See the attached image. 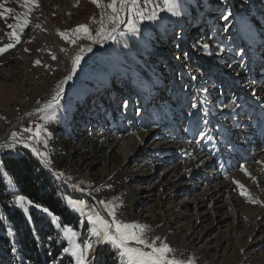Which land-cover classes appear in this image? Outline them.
Segmentation results:
<instances>
[{"label":"rangeland","instance_id":"obj_1","mask_svg":"<svg viewBox=\"0 0 264 264\" xmlns=\"http://www.w3.org/2000/svg\"><path fill=\"white\" fill-rule=\"evenodd\" d=\"M184 1L179 0L180 8L190 3ZM37 3L28 5L29 24L22 33L16 29L20 42L15 43L8 25L19 23L14 17L23 19L27 7L24 0H0V12L13 10L0 16V47L15 43L0 54V137L26 110L54 96L70 75L72 54L106 42L94 43L80 34L73 44L60 33L75 39L72 30L87 25L95 36L102 18L112 27L110 10L92 0ZM209 4L211 10L203 18L208 22L198 29L193 25L202 19L198 10L206 1L189 13L183 30L173 20H161L170 14L166 11H160L156 21L139 23L137 34L123 24V34L90 58L74 92L53 117L42 120L43 113H30L16 133L20 141L45 153L46 166L39 157L41 162L34 159L65 203L69 198L82 201L106 219L111 217L101 201L115 205L118 220L147 226L145 238L159 237L176 250L178 259L236 264L248 256L250 264H258L259 259L264 262V249L255 256L235 238L241 234L243 243L264 233V0ZM225 10L233 13L229 21L221 19ZM236 17L247 22L244 28ZM173 35L188 38L175 53ZM168 44L171 50H166ZM37 125L44 128L41 143L25 131ZM201 132L208 138L200 140ZM22 152L28 151L0 149V175L3 158ZM4 179L7 189L0 193V208L6 203L21 209L14 203L20 195L15 185ZM236 182L258 202L240 195ZM70 210L76 242L82 248L94 245L85 252L86 264H125L116 249L93 234L83 216ZM180 212L185 215L179 218ZM166 219H173L170 228ZM193 230L203 234L200 244L187 237ZM58 235L71 247L63 228ZM235 251L237 255L227 259L226 254ZM12 254L11 264H20ZM54 264H78V259L63 250Z\"/></svg>","mask_w":264,"mask_h":264},{"label":"snow or ice","instance_id":"obj_2","mask_svg":"<svg viewBox=\"0 0 264 264\" xmlns=\"http://www.w3.org/2000/svg\"><path fill=\"white\" fill-rule=\"evenodd\" d=\"M92 3L96 4L97 7L110 10L107 19L112 27L107 28L102 18L101 28L97 31L95 36L92 35L87 25H79L76 29L72 30V35L76 37L75 39L70 38L68 33H60V35L70 43L75 44L78 39L82 38L80 34H83V37L92 40L94 43H101L108 40L115 41V34H123L119 32V26L122 24L126 23L128 32L137 34L139 32V23L145 20L156 21L159 19L160 11L169 12L173 16H179L181 14L179 0H110L107 4L102 3V0H92ZM24 5L27 7V11L23 14V19L21 16H15L14 19L19 21V23L8 25L9 28L13 29L10 36L15 38V43L20 42V35L16 29L18 28L19 32L22 33L24 28L29 24L28 16L32 8L28 7V5L38 6V3L37 0H24ZM0 8H3L2 4H0ZM12 11L13 10L10 8H5L3 12H0V16H4L5 13H11ZM126 14L128 16L127 21L125 20ZM231 17H233L231 10H225L221 15V19L224 21H229ZM15 43L0 47V54L14 47ZM204 47L207 48L208 46L205 45ZM87 51H91V47H89ZM53 59H55V57H53ZM82 59V54L75 57L72 74L66 78L64 83L72 79V75L75 73ZM36 63L39 64L40 62L36 61ZM193 79H195V77H193ZM62 90V88L58 90L53 98L39 110L44 114L41 117L42 120L51 119L54 113L61 107ZM205 91L207 90L205 89ZM193 107H196V105L193 104ZM25 131L31 134L30 138L35 143L42 142L44 128L41 125H37L35 130L28 128L25 129ZM15 135L16 134L13 133V137H15ZM207 138L208 134L206 132L200 133V140H205ZM25 146L27 147L28 145ZM31 151L40 157L45 164L49 163L45 153L40 152L36 147H32ZM60 175H63V173H60ZM236 183L241 189L240 195L249 198L250 202H258L251 198L243 184H239V182ZM14 203L25 213H27L31 207L38 212L46 214L50 217L52 223L56 224L57 227H61L60 217L55 215L49 208L37 204L23 195L17 196ZM66 204L70 209L85 218L86 222L91 225V230L96 237H103V243L109 244L112 248L116 249L119 257L125 264H194L193 260L178 259L176 257V250L166 242L160 241L159 237H156L152 241L146 239L145 232L148 230L147 226L138 223H124L118 220L115 205L105 204L101 201L104 210L107 211L108 216L111 217V219H106L99 211L86 205L82 201L69 198ZM63 231L65 239L68 240L71 245V247L65 248L64 251L70 253L73 257H77L78 264H86L85 252L92 250L94 245L89 243L86 245V248H82L81 245L76 242L78 233L75 230L69 226H64ZM157 241H160V243L157 244Z\"/></svg>","mask_w":264,"mask_h":264},{"label":"trees","instance_id":"obj_3","mask_svg":"<svg viewBox=\"0 0 264 264\" xmlns=\"http://www.w3.org/2000/svg\"><path fill=\"white\" fill-rule=\"evenodd\" d=\"M1 169L0 193L7 189L6 176L12 180L18 194L59 216L61 228L73 226L75 217L72 211L53 182L45 179L41 165L30 153L6 156ZM58 228L44 213L32 208L25 213L12 204L3 203L0 208V247L4 250H0V264H11L9 253L12 251L21 260L20 264H54L66 248L58 235Z\"/></svg>","mask_w":264,"mask_h":264},{"label":"bare ground","instance_id":"obj_4","mask_svg":"<svg viewBox=\"0 0 264 264\" xmlns=\"http://www.w3.org/2000/svg\"><path fill=\"white\" fill-rule=\"evenodd\" d=\"M186 1V0H185ZM184 1V2H185ZM190 1V3L188 4V5H186V7L185 8H180V12H181V14L179 15V16H173L171 13L168 15V16H166V18L164 17V18H161V20L163 21V22H165V23H167V22H170V20H173L175 23H173L175 26H177V28H179L180 30H183V28L184 27H182L181 28V26H185V25H187V23H188V21H189V17H190V14L189 13H191V12H193L194 10H195V8L196 7H199L200 6V4L203 2V1H206V3H207V6H203L200 10H198L199 11V14L202 16V19H200V20H198V21H196V24L195 25H193V28H196V29H198V28H200L201 27V25L202 24H206L208 21L206 20L205 21V19H203V18H205V16H204V14H206L207 12H209L210 10H211V4H209L210 3V0H189ZM195 13V12H194ZM193 13V14H194ZM182 15V16H181ZM239 16V15H238ZM126 17H127V14L125 15V20H126ZM168 18H169V20H168ZM183 20V21H182ZM236 21L239 23V25L241 26V27H245L246 26V24H247V22L246 23H243L242 21H240V19H239V17H236ZM177 22H178V24H177ZM123 25V24H122ZM122 25H120L119 26V32L120 31H122ZM196 33L194 32V34L193 35H195ZM116 36H118V34H115ZM172 38L174 39V43H173V46H171V47H174L173 49H174V51H172V52H177V51H179L181 48H183V46H181L180 44L181 43H183V40H188V38L186 37V35L184 36V35H182V37H180V39L178 40L177 39V37H175L174 35L172 36ZM115 41H112V40H108V41H106L105 43H103L102 45H99V46H85L84 48H82L78 53H75V54H72L71 55V58H70V66H69V72H70V74H72V69H73V61H74V59H75V57L77 56V55H83V59L81 60V62H80V64L77 66V68H76V71H75V73L72 75V79L71 80H67V82L66 83H64V81L66 80H64L63 81V83L59 86V88L56 90V92L58 91V90H60L61 88L63 89L62 90V93H61V95H62V99H61V103L65 100V99H67L68 98V96L70 95V94H72L73 92H74V89H75V87L77 86V84L80 82V79H81V77H82V74L84 73V70H85V68H86V64H87V62L90 60V58L92 57V56H94L95 55V53L97 52V53H100V52H103L104 51V49L105 48H110L112 45H113V43H114ZM89 47H91V51H87V49L89 48ZM169 48V44H168V47L166 48V50ZM170 49V48H169ZM171 50V49H170ZM170 50H168L169 52H170ZM81 51H83V52H81ZM167 51V52H168ZM56 92H55V94H56ZM54 94V95H55ZM52 98H53V96H52ZM52 98H50V99H48L47 101H45L43 104L42 103H40L38 106H35V107H32V108H29L28 110H26L19 118H18V120H17V122L16 123H14V124H12V126L10 127V129L7 131V133L6 134H4L3 136H1L0 137V149L1 148H5V149H7V150H10V149H12V148H22L23 150H26V151H28L30 154H32V155H34L35 157H36V159L37 160H39L40 161V159L38 158V156L36 155V154H34L32 151H31V149H32V146H30L28 143H25V142H22V141H20L19 140V138H18V136H17V130L23 125V124H25L26 122H27V120L29 119V117H30V115L32 114V113H34V114H42L39 110L41 109V108H43L44 107V105L46 104V103H48ZM42 104V105H41ZM37 107V108H36ZM32 109V110H31ZM30 110V111H29ZM29 111V112H28ZM28 112V113H27ZM31 113V114H30ZM25 114V115H24ZM13 133H15L16 135H15V137H13ZM25 145H28L27 147L25 146ZM43 161V160H42ZM41 162V161H40ZM44 166H46L45 165V163H43V162H41ZM264 188V187H263ZM212 191V190H211ZM217 192V190H213V192H211V193H216ZM121 205V204H120ZM220 206V205H219ZM132 211H133V208H132V210L131 209H129V211H127V213H126V217H129L131 214H132ZM219 212V211H218ZM169 214V213H168ZM176 214V213H175ZM183 215H185V214H182L181 212L179 213V218L180 217H182ZM186 215H188L187 213H186ZM210 215V214H209ZM171 216V215H170ZM177 217H178V215H177ZM215 217V216H214ZM167 220V219H166ZM217 219H215V221H216ZM218 221V220H217ZM223 221H221V222H215V224H217V225H221V224H223L222 223ZM165 223H166V225H167V227H171L172 226V224H173V219H171L170 221H165ZM183 224V223H182ZM184 229H186V228H184ZM177 232H179V233H182V230H180V229H178L177 230ZM188 232V231H187ZM186 232V233H187ZM188 234V238L193 242V243H195V244H200L202 241L201 240H203V234L201 233V231H197V230H193L192 232H188L187 233ZM177 235V234H176ZM242 235L241 234H239L238 236H236V238L235 239H239V241H240V244H242L241 246H242V248H245V250L246 249H248V251H253V254L256 256L257 255V253H258V250H259V248H262V249H264V233H257L256 235H255V237L253 238V239H251L250 241L248 240V238H246V241L245 242H241L242 240ZM241 238V239H240ZM244 240V239H243ZM190 241V242H191ZM188 242V241H187ZM211 243V242H210ZM191 244V243H190ZM169 245V244H168ZM189 246V245H188ZM183 247V250L185 249V248H187V244L185 243V245L184 246H182ZM182 247H181V249H182ZM211 248H213V247H211ZM98 249H99V247H97L96 249H95V251H94V255L97 253V251H98ZM182 250V251H183ZM197 254V253H196ZM237 255V251H235L233 254H229V253H227L226 254V256H227V259H232L233 257H234V255ZM194 255V254H193ZM199 255V254H198ZM194 257H196L195 255L193 256V257H191V258H194ZM259 261H260V263H258V264H264V262L262 261V260H260L259 259ZM252 263V258L251 257H248V256H241V258H240V260L236 263V264H250V263Z\"/></svg>","mask_w":264,"mask_h":264},{"label":"water","instance_id":"obj_5","mask_svg":"<svg viewBox=\"0 0 264 264\" xmlns=\"http://www.w3.org/2000/svg\"><path fill=\"white\" fill-rule=\"evenodd\" d=\"M32 157L36 159V157L34 155H32Z\"/></svg>","mask_w":264,"mask_h":264}]
</instances>
